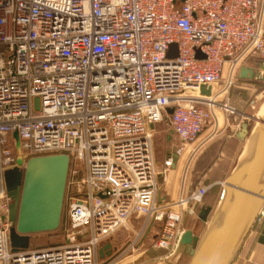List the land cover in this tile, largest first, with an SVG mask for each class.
I'll return each mask as SVG.
<instances>
[{"label": "built area", "instance_id": "2783aa9c", "mask_svg": "<svg viewBox=\"0 0 264 264\" xmlns=\"http://www.w3.org/2000/svg\"><path fill=\"white\" fill-rule=\"evenodd\" d=\"M258 7L259 0H0V264H113L141 250L152 225V247L175 255L185 214L211 184L166 201L154 130L167 119L180 154L218 121L216 109L235 112L227 98L235 79L221 84L226 64L233 71L254 57L264 80ZM14 132L21 169L32 157L69 159L66 237L15 252L4 181L15 166ZM263 218L264 207L256 223ZM125 228L133 231L127 246L100 261L99 246Z\"/></svg>", "mask_w": 264, "mask_h": 264}, {"label": "water", "instance_id": "95a60500", "mask_svg": "<svg viewBox=\"0 0 264 264\" xmlns=\"http://www.w3.org/2000/svg\"><path fill=\"white\" fill-rule=\"evenodd\" d=\"M176 54V44H172L168 56L172 58ZM241 77H245L244 71ZM210 91L201 87L202 94L208 95ZM172 111L167 109L168 114ZM13 137L15 166L5 170L4 181L11 199L9 241L15 252L30 247L32 234L58 229L69 159L65 154L32 157L21 169L25 158L20 152L17 132ZM235 137L244 141V146L223 181L215 208L207 207L200 213L201 220H208L205 231L199 237L192 229H185L180 237L174 257L188 254L191 256L188 264H233L264 207V107L256 116H244ZM109 247L110 244L104 246Z\"/></svg>", "mask_w": 264, "mask_h": 264}, {"label": "crops", "instance_id": "0c3cea01", "mask_svg": "<svg viewBox=\"0 0 264 264\" xmlns=\"http://www.w3.org/2000/svg\"><path fill=\"white\" fill-rule=\"evenodd\" d=\"M258 11L259 13L261 12L262 22L264 23V0H259ZM254 59H255L254 57H249L245 62L237 66V68L234 69L233 71H231V67L229 64L225 65L222 74L221 84L223 85L225 83L229 75H231L232 78L235 79L234 85L230 87L227 93V97L229 101L235 100L236 98L240 97L241 94L240 93L235 94V90L247 89L246 88L248 87L247 82H249L250 80L253 79V80H260V82L261 81L264 82L260 76L261 71L258 68V66H256L255 64L256 62ZM242 71L245 72L244 78L241 77ZM236 80L238 81L237 83ZM243 118L237 122L236 119L229 118V116L227 117V115L225 114L223 115V117L218 119L217 122L213 123L211 131L206 130V132H203L199 136L196 142L191 144L190 148L187 150L189 154L188 157L190 158L191 155L193 154V153L190 154L189 152H194L197 150L196 155L192 156V160L194 159L195 162H201V160H199L201 153L204 152L205 150H207L208 153H210L211 150L210 163L206 166V168L202 170H199L197 167H195L193 171L195 172V174H197L196 182L191 183L190 181L187 182L183 180V183H181V185H179V187L177 188L178 190L176 189V187H174L172 188L171 192L164 194L166 201L170 202L178 198L179 196L187 195L197 185L211 184L210 188L211 191L213 190V192L208 193L209 192L208 191L206 193L203 203L197 205L193 213L195 212V216L200 219L199 216L202 209L207 207H210L211 210L213 209V203L216 200L215 194L219 189H222L224 179L231 171L233 165L235 164L244 146V141H241L235 137V132L239 129V124L241 123ZM222 128H225V130H227L230 133V135L227 134L225 135L224 138L219 139V137H217L218 136L217 133ZM168 135H170V138L175 137V135L172 134L171 131H168L167 137ZM217 138L218 141H216ZM175 160L176 159H174V161ZM171 165H173L171 166V168L175 169L176 161ZM209 172H216V173L215 174L213 173L214 174L213 177L207 178L206 176L209 174ZM210 212L208 214V217L210 215ZM188 223L190 222L189 221L186 222V225H188ZM190 225L191 224L186 226L184 229H192ZM158 232H159V227L157 225H152L144 236L146 237V240L147 239L151 240V243H147L149 244V246H146L145 250L141 251V253L139 252L137 254L129 255L126 258L116 261L113 264H182V260L177 256L173 258L171 257L166 258L165 257L166 250L156 249L152 247V243L155 240ZM120 234L112 237L108 241L103 242L99 246L98 255L100 261H105L106 258L112 256L115 252H117V250L123 247V245H121L122 241L120 238ZM106 244H110V247L104 248ZM34 247H38V245L35 246L33 245V243L30 244V248H34ZM107 251H110V255L107 254ZM233 264H264V218L262 219L261 222L255 223L253 228L250 230Z\"/></svg>", "mask_w": 264, "mask_h": 264}, {"label": "rangeland", "instance_id": "374dc122", "mask_svg": "<svg viewBox=\"0 0 264 264\" xmlns=\"http://www.w3.org/2000/svg\"><path fill=\"white\" fill-rule=\"evenodd\" d=\"M254 60L257 61L256 58ZM237 82L238 81L236 80V83ZM243 83H245V82H243ZM247 84H248V87H246L247 89H244V90H242V89L237 90L236 89L235 90V94H237V93L241 94L240 97L236 98L235 100H231V101L228 100L229 105L235 109V112L233 114H229L223 110L216 109L215 112L218 115L217 116L218 119L223 117V115H225V114L226 115L229 114L230 115L229 118H234L238 122L246 114L247 115H254V116L258 115L260 110L264 107V89H262V88H264V82H262V81L260 82V80H253L252 79L249 82H247ZM222 98H223V96H220L217 99L222 100ZM220 122H221V120H220ZM213 123L214 122L207 125L204 128L203 132H206V130L211 131ZM253 125H254V121L251 122V126H253ZM227 132L228 131L225 130V128H222L217 133V135H218L217 137H219V139H222L225 137V135H227V134L230 135V133L229 132L227 133ZM167 134H168V124H167V119H165L164 121L157 124V126L154 130V135H153L154 154H155V159H156V163H157V170L159 171V174H160L158 176V185H159V189H160L161 193L163 194V196H164V194L171 192L172 188L176 187V189H177L179 187V185H181V183H183V180H185L187 182L190 181L191 183L196 182L197 174H195V172L193 171L194 168L197 167L199 170L206 168V166L210 163V157H211V150H210V153H208V151L205 150L204 152L201 153V156L199 157V160H201V162H195L194 159H193L194 161L192 160V156L196 155L197 150L194 152H189L190 154L193 153L191 155V157L189 158L188 157L189 154H188L187 150L190 148L191 145H187L180 154L176 155L177 157L175 158L176 159L175 160L176 161V168L175 169L171 168V166H173V165H171V166L165 165L166 159L169 156L172 157L174 155V153L177 150L180 151V147H182V144L180 143V141L176 137H171L170 139H168ZM216 141H218V138ZM187 158H189V159H187ZM175 161L172 163H175ZM187 165H188V167H187ZM213 173L215 174L216 172H209V174L206 177L207 178L213 177L214 176ZM208 191H209L208 193L213 192V190L211 191V188ZM65 192H66V189H65ZM65 195H66V193H65ZM204 197L202 199V203L204 201ZM217 201H218V199H217ZM217 201L213 205V209L215 208ZM210 216H211V213H210L208 219L210 218ZM66 221H67L66 206L64 205V202H63L61 222H60L58 229L51 231V232H40V233L32 234L31 235V244L33 243V245H35V246L36 245L45 246V245L55 244V243L63 241L67 235V232H68ZM188 221L190 222V223H188V225L191 224L190 226H191L193 232L196 235H198L199 237H201V235L203 234V232L206 229L208 220L203 221V220L199 219L198 217L195 216V212H194L191 214H188V213L185 214V218L183 221V227L184 228L186 226H188V225H186V222H188ZM140 223H141L140 221H138V222L135 221V223H133V224L135 227L139 228ZM120 233H121L120 238L122 241L121 245H123V248H124L125 246H127L126 244L128 243V241L133 237V231L129 228L128 229L125 228ZM141 242H142L141 243V250L144 251L146 246H149V244H147V243H151V240L150 239L146 240V237H144L141 240ZM141 250L135 249V250L125 251L124 254H122L120 256L117 255V256L113 257L112 260H115V262L119 261L123 258H126L129 255L137 254L139 252L141 253ZM173 257H174V255L171 256V258H173ZM178 258H180L182 260V264H188L190 256L184 255L182 253L180 256H178Z\"/></svg>", "mask_w": 264, "mask_h": 264}, {"label": "trees", "instance_id": "16d2710c", "mask_svg": "<svg viewBox=\"0 0 264 264\" xmlns=\"http://www.w3.org/2000/svg\"><path fill=\"white\" fill-rule=\"evenodd\" d=\"M220 193H221V189H219L218 191H217V193L215 194V198H216V200L219 198V195H220ZM206 195V194H205ZM216 200H215V202L213 203V205L216 203ZM184 255H188V254H184ZM190 256V255H189ZM190 258H191V256H190ZM190 260V259H189ZM189 262V261H188Z\"/></svg>", "mask_w": 264, "mask_h": 264}, {"label": "bare ground", "instance_id": "6f19581e", "mask_svg": "<svg viewBox=\"0 0 264 264\" xmlns=\"http://www.w3.org/2000/svg\"><path fill=\"white\" fill-rule=\"evenodd\" d=\"M258 114H259V113H258ZM240 151H241V150H240ZM176 152H177V151H176ZM176 152H175L174 155L172 156V158H174V159L177 157V156H176V155H177ZM240 153H241V152H240Z\"/></svg>", "mask_w": 264, "mask_h": 264}]
</instances>
